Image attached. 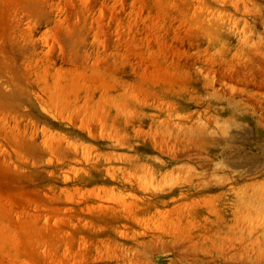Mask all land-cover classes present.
Returning a JSON list of instances; mask_svg holds the SVG:
<instances>
[{
    "label": "rangeland",
    "instance_id": "1",
    "mask_svg": "<svg viewBox=\"0 0 264 264\" xmlns=\"http://www.w3.org/2000/svg\"><path fill=\"white\" fill-rule=\"evenodd\" d=\"M0 264H264V0H0Z\"/></svg>",
    "mask_w": 264,
    "mask_h": 264
},
{
    "label": "bare ground",
    "instance_id": "2",
    "mask_svg": "<svg viewBox=\"0 0 264 264\" xmlns=\"http://www.w3.org/2000/svg\"><path fill=\"white\" fill-rule=\"evenodd\" d=\"M262 52V51H261Z\"/></svg>",
    "mask_w": 264,
    "mask_h": 264
}]
</instances>
